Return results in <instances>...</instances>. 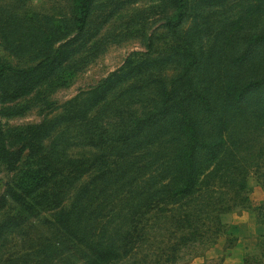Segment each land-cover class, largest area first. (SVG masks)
<instances>
[{"label": "rangeland", "instance_id": "374dc122", "mask_svg": "<svg viewBox=\"0 0 264 264\" xmlns=\"http://www.w3.org/2000/svg\"><path fill=\"white\" fill-rule=\"evenodd\" d=\"M80 4L81 0H0V70L7 66L33 70L60 51L54 61L27 75L6 73L0 83V197L10 189L36 192L23 204L9 199L10 205L0 212V226L12 217L25 221L22 227L0 230V264H46L51 243L62 241V230L55 231L54 238L53 230L39 223L59 212L46 206L50 196H43L49 191L41 188L49 178L46 156L61 150L58 143L68 144L64 156L93 168L92 176L106 177L99 178L90 198L96 199L95 209H101L100 223L111 227L107 237L114 233L119 219L129 223L133 218L136 206L129 205L131 194L121 193V187L132 183L139 191L144 180L137 178L138 169L147 162L142 156L153 151L143 150L121 160L129 152L124 146L130 148V143H121L122 120L127 116L121 113L122 106L139 113L152 103L162 108L180 102L177 107L188 109L207 150L213 145L223 150L231 137L247 148L260 138L264 140V0H88L89 15L82 31L77 28ZM111 76L125 80L113 84L114 90L104 102L93 106L82 101L83 107L92 110L87 115L89 123H78L79 129L67 127L66 104ZM189 94L193 99L182 102ZM107 106L115 112L101 125ZM182 112L175 109L158 117L165 132L169 130L168 140L174 132L164 124L169 117L189 125L187 114ZM258 119L260 130L247 132L249 123ZM47 121L56 123L49 137L40 133L34 140L31 137V144L24 141L32 128ZM104 140L105 148L95 147ZM260 147L257 153L262 155L264 147ZM19 153L18 160L10 155ZM102 156H106L105 161ZM125 167L130 173L118 180ZM92 176L85 175L66 197V209L72 208L79 199L76 190ZM247 186L249 209L237 206L221 217L225 234L216 236L209 247L204 241H192L175 260L167 261L165 256L161 264H225L224 256L235 264L232 261L238 253L230 254L229 250L240 245L247 247L244 264H264V162L252 169ZM199 190L206 193L205 188ZM215 194L216 190L210 189L208 198ZM201 198L185 197L180 205L189 203V211ZM245 198L243 192L232 202L237 205ZM32 221L37 228L31 227ZM104 248L99 245L96 250ZM162 249V239L154 241L152 250L137 244L129 257L115 264L159 263L157 256ZM78 255L75 262L62 264H78ZM99 255L95 251L93 259Z\"/></svg>", "mask_w": 264, "mask_h": 264}, {"label": "trees", "instance_id": "16d2710c", "mask_svg": "<svg viewBox=\"0 0 264 264\" xmlns=\"http://www.w3.org/2000/svg\"><path fill=\"white\" fill-rule=\"evenodd\" d=\"M88 15V0H81L80 16L77 19L79 31L84 29ZM58 54H60V51L52 57H47L41 61L35 69L42 67L47 62L54 61ZM35 69L23 70L7 66L0 70V83L6 73L27 75ZM121 79L125 80L123 76H117L116 78L111 76L99 87L83 93L68 102L65 107L67 117H65L64 124L67 127L71 126L79 129L78 123H89L90 118L87 115L92 110L90 106L83 107L82 101L93 106L100 103L101 100L104 102L114 90L113 84L115 82L120 83L121 81L118 80ZM149 95L153 97L156 92ZM167 97L169 101L175 102L174 97ZM192 99V94H189L182 102ZM179 104L180 102L177 105L175 103L171 105L174 108H159L152 103L151 106L142 107V111L139 113L135 110L132 111L130 107L122 106L121 113L123 116L125 114L127 116L122 120L121 143L123 145L130 143V148L124 146L129 152L121 160L127 159L143 150L153 151V153L148 156H142L144 160L147 159V162H145L143 168L138 169L137 178L144 180L139 191L134 190L132 183L121 187V193L128 191L131 194L132 200L129 205L136 206V211L129 223L125 221V218L119 219L113 226L114 233H110L109 238L107 233H109L111 227L100 223L103 221L101 209H95L94 202L96 199L92 200L90 198V195L97 189L96 185L100 182L99 178L101 177L92 176L93 168L89 169L83 161L72 160L68 156H64L65 154L67 155L66 147L68 144L58 143L61 146V150L48 153L46 160L49 167V178L44 180V185L41 188L49 192L43 196V199L50 196L46 206H51L50 210H59V212L55 213L53 218H46V221H39V223L45 228L52 229L54 238L57 235H55V231L62 230L63 234L61 235L62 241L60 243H51L49 254L45 255L44 258L46 264L52 262H59L60 264L63 262H75L74 257L76 254L78 255V252L80 254V256L78 255L79 260L76 261L78 264H115L129 257L137 244H140L141 248L147 247L152 250L154 241L157 239H162L164 249L157 256V260L160 262L155 264H161L162 261L160 259L163 260L165 256L167 261H173L180 250L186 247L188 243L204 241V244L209 247L213 243L211 241H215L216 236L222 233L225 234L226 227L221 220L224 214L232 212L237 206H241L242 210L249 209L247 181L252 169L254 167L259 168L264 162V154L259 155L257 153V150L261 148L260 146L264 147V140L260 138L257 144L250 145L247 148L246 144L245 147L236 144L231 137L226 142L223 150H221L219 145H213L207 150V146L197 136L199 128L190 119L191 116L188 113V109L177 107ZM175 109L185 111L181 114H187L189 125L180 121L181 119L177 121L173 116L169 117L164 124L171 126L170 130L174 128V132H171L170 137L172 139L168 140L166 135L169 130L165 132V128L160 126L158 117L169 115ZM114 112V107L107 106L105 115L102 116L100 121L101 125L106 124L108 121L107 116ZM53 124L55 125L56 123L47 121L43 125L32 128L30 137L28 139L25 138L24 141L31 144L40 133H47L46 138L49 137L56 129ZM260 127V120H255L253 123H249L247 132L258 131ZM219 132L221 133L222 131ZM159 134L162 135L161 138H159ZM107 140L95 147L105 148ZM66 142L68 143V138ZM80 142L81 139L79 144ZM150 148H159V151ZM185 151L186 153L184 154L180 153ZM10 155L15 156L16 160H18L21 154ZM105 159L106 156L101 157V160L105 161ZM102 167L107 166L102 163ZM130 171L129 167L120 170L118 180L125 179ZM88 174L92 176L90 181L82 184L75 192L79 199L72 203L71 209H66L64 205L66 197ZM105 178L101 179L104 180ZM205 181H209V183L206 186H202ZM181 182H184V184L181 185ZM174 185L178 187L177 190L173 189ZM201 187L205 188L206 193L204 190L203 192L199 190ZM210 189L216 190L213 198H208ZM243 192L246 194L243 203L235 205L233 203L234 198L241 197ZM34 193L36 192L33 191L26 194L25 192L20 193L15 189H10L8 194H3L0 197V212L10 205L9 199H12L14 203L23 204ZM195 196L202 197V201L196 203V206L193 204L189 211V203L186 206L180 205L181 199L185 197L195 198ZM138 199L141 200L138 201ZM229 202H232L233 205L229 204ZM37 205L40 207V204ZM34 218H37V215ZM10 222H12V225ZM153 222H156L151 227L154 232L148 229ZM28 223L29 219L26 224ZM98 223L101 224V228L97 227ZM24 224L25 221L22 218L12 217L9 218L7 223L0 226V230L3 233L8 228H19ZM31 227L37 228L38 225L32 221ZM211 236L213 238L209 242ZM92 238H94L95 243ZM99 245L105 248L97 251L96 249ZM95 251L100 252V255L94 260L93 254Z\"/></svg>", "mask_w": 264, "mask_h": 264}, {"label": "crops", "instance_id": "0c3cea01", "mask_svg": "<svg viewBox=\"0 0 264 264\" xmlns=\"http://www.w3.org/2000/svg\"><path fill=\"white\" fill-rule=\"evenodd\" d=\"M246 248L247 247H245V245H244V247L242 245H240L239 248L238 247L231 248L229 250L230 254L236 253V252L238 253V255L235 256L236 257L235 260L232 261V258H231V261L234 262L235 264H244V254H245ZM226 259H227V257L224 256V263L225 264H231V263H228V260H226Z\"/></svg>", "mask_w": 264, "mask_h": 264}]
</instances>
